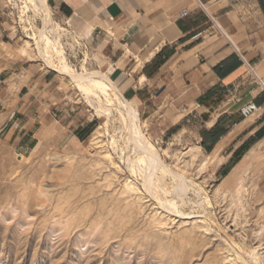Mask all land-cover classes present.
I'll use <instances>...</instances> for the list:
<instances>
[{
	"label": "rangeland",
	"instance_id": "1",
	"mask_svg": "<svg viewBox=\"0 0 264 264\" xmlns=\"http://www.w3.org/2000/svg\"><path fill=\"white\" fill-rule=\"evenodd\" d=\"M0 2L22 58L0 85V264H264V142L241 179L223 181L197 143L199 122L159 136L141 122L160 154L158 175L173 191L147 192L130 168L141 152L127 142L116 99L110 116L99 113L71 76L42 57L41 12L30 0ZM52 17L70 66L95 70L86 37ZM51 59L60 66L57 52ZM39 69L55 70L67 111L43 118L49 128L30 148L23 136L42 114L33 101L42 91L33 82ZM91 121L94 130L80 140L77 129Z\"/></svg>",
	"mask_w": 264,
	"mask_h": 264
},
{
	"label": "crops",
	"instance_id": "2",
	"mask_svg": "<svg viewBox=\"0 0 264 264\" xmlns=\"http://www.w3.org/2000/svg\"><path fill=\"white\" fill-rule=\"evenodd\" d=\"M48 4L56 18L86 37L93 68L106 74L137 108L150 133L159 136L178 131L184 123H200L197 143L218 166L223 181L264 142L261 0H48ZM6 7L0 2V85L22 60L5 26ZM36 71L40 72L33 75V82L42 91L33 101L41 104L42 114L27 123L23 138H28L30 148L49 128L50 119L43 118L56 116L54 110L67 111L59 107L55 70ZM250 103L259 109L244 118L241 108ZM35 125L39 127L34 129ZM95 126L94 121L82 124L76 135L84 140Z\"/></svg>",
	"mask_w": 264,
	"mask_h": 264
},
{
	"label": "bare ground",
	"instance_id": "3",
	"mask_svg": "<svg viewBox=\"0 0 264 264\" xmlns=\"http://www.w3.org/2000/svg\"><path fill=\"white\" fill-rule=\"evenodd\" d=\"M30 1L34 5L35 10L40 11L42 14L41 18H42L43 26L40 29H38L40 39H37L36 37L37 47L42 57L51 65L50 66L51 68H58L61 74L71 76V78L77 83L79 88L87 95V98L91 102H97L99 113H103L106 114L107 116H110L113 110L112 108L113 100H114L113 98L116 99V102L119 105L117 110L120 111L121 118L128 132L127 142L134 146L135 151L141 152L139 160L135 161L136 162L135 164H138L137 165L138 167L135 168V165L132 164L133 166H131L130 168L133 171L135 170L138 171V173L141 175V177L144 180L143 183L144 188H146L147 192L151 191L152 193V191L157 190V188L158 189L160 188V190L162 188L168 194L170 192H173L172 188L170 189L168 188L164 178L158 175L159 166L161 163L160 154L157 148L149 143L145 133L143 132V129L141 127V120L137 108L121 94L119 88L112 83V81L109 79V77L106 74L98 70H93V71H88L87 69H84L82 71L74 70L70 66V64L66 61V57L64 56V50H63L64 46L61 43L62 28H60V24H57V26H53L52 11L48 4V0H30ZM27 8L28 6L26 5L25 9ZM52 52H57L58 55L60 56L61 59L60 66H56L54 65V63H52V59H51ZM110 91L114 93V97L110 96ZM248 166H249V161L238 166L231 174V176L227 179V181L229 180L232 181L239 177H240L239 179H241L242 174L248 170ZM241 188L242 191L237 193V195L239 194L242 195L246 191V189H243V185L241 186ZM157 191L160 193L159 190ZM169 201L167 200L166 203H169L172 207L175 206L177 207L176 202L174 201L169 202ZM252 253L254 252L252 251ZM257 253L255 254L256 256Z\"/></svg>",
	"mask_w": 264,
	"mask_h": 264
},
{
	"label": "built area",
	"instance_id": "4",
	"mask_svg": "<svg viewBox=\"0 0 264 264\" xmlns=\"http://www.w3.org/2000/svg\"><path fill=\"white\" fill-rule=\"evenodd\" d=\"M187 12H184L186 14ZM259 107L255 103H250L241 108V114L244 118L249 117L255 113Z\"/></svg>",
	"mask_w": 264,
	"mask_h": 264
},
{
	"label": "trees",
	"instance_id": "5",
	"mask_svg": "<svg viewBox=\"0 0 264 264\" xmlns=\"http://www.w3.org/2000/svg\"><path fill=\"white\" fill-rule=\"evenodd\" d=\"M261 2H262V5H264V0H261ZM80 137H82V136H80Z\"/></svg>",
	"mask_w": 264,
	"mask_h": 264
}]
</instances>
